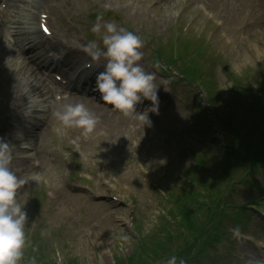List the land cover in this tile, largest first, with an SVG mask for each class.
<instances>
[{"label": "rangeland", "instance_id": "obj_1", "mask_svg": "<svg viewBox=\"0 0 264 264\" xmlns=\"http://www.w3.org/2000/svg\"><path fill=\"white\" fill-rule=\"evenodd\" d=\"M160 1L163 5L153 8L151 0L47 1L56 15L51 28L63 40L78 39L77 47H85L89 36L100 43L103 31L93 33L91 27L102 15L101 23L114 22L138 35L147 56L181 30L198 39L206 54L176 63V70L195 82L192 86L178 74L177 80L171 71L164 72L142 52L139 63L155 74V85L165 91V97L157 94L158 112L148 114L150 127L83 101L97 117L92 133L83 136L80 129L64 128L56 120L49 135L35 139L33 145L13 140L11 104L0 96V137L17 145L11 166L22 181L17 201L28 214L21 264H160L164 245L187 263L264 264L260 255L261 251L264 255V171L246 180L254 181L252 188L246 182L237 187L230 204L213 201L208 224L202 211H206L204 197L209 199L205 194L213 196L221 188L205 193L187 181V173L193 176L200 167L192 153L205 156L204 164L225 156L232 167H242L246 156L232 160L231 149L251 152V159L255 153L264 155V144H255L262 138L250 123L236 132L229 126L218 129L214 123L208 128L210 110L205 107L209 116L205 122L196 107L204 102L202 91L206 93L203 86H207L209 103L217 92V111L221 115L229 110L234 115L230 123L238 129L241 115L256 98L244 95L241 107L225 105L230 89L254 84L256 95L264 90V0ZM5 81L0 82L2 88ZM136 111L143 112L139 105ZM206 138L211 141L204 142ZM24 145L33 146L32 155L23 152ZM251 161L247 167L255 168L257 161ZM16 162L24 165L22 170L15 168ZM241 174L236 171L235 178ZM197 175L205 183L212 181L211 173ZM199 190L202 193L196 196ZM242 206H250L255 214ZM236 219L241 220L242 236L232 230ZM162 227L170 231L166 244ZM204 231L206 245L199 237Z\"/></svg>", "mask_w": 264, "mask_h": 264}, {"label": "clouds", "instance_id": "obj_2", "mask_svg": "<svg viewBox=\"0 0 264 264\" xmlns=\"http://www.w3.org/2000/svg\"><path fill=\"white\" fill-rule=\"evenodd\" d=\"M102 19L98 15L91 27L93 33L103 31L100 43L91 41L85 46L93 61H104L102 70L96 73L94 90L112 110L150 127L148 113L158 112V87L154 83L155 74L145 71L139 63L143 41L114 22L101 23ZM144 100L150 101L151 106L137 112L135 106ZM54 115L64 128L80 129L83 136L92 133L97 125L96 115L82 103L65 104ZM16 148L17 145L0 137V264H21L26 245L28 214L17 201L22 181L11 166ZM165 264H187V261L173 254Z\"/></svg>", "mask_w": 264, "mask_h": 264}, {"label": "bare ground", "instance_id": "obj_3", "mask_svg": "<svg viewBox=\"0 0 264 264\" xmlns=\"http://www.w3.org/2000/svg\"><path fill=\"white\" fill-rule=\"evenodd\" d=\"M1 1L6 3V17L0 24V82L2 79L6 81L3 88L0 86L2 89L0 96L2 95L3 101L7 98L11 103L9 119L12 123L20 119L28 121L30 114L39 110L42 113L40 118L45 119L46 122L43 128L38 129V136H45L57 120L55 112L61 110L65 104L82 103V94L89 97L88 83L95 80V76L89 75L83 71L84 69H81L76 75H82L83 80L80 83L70 80L66 86L50 80L49 78L52 77L50 74L45 75L47 77L45 78L42 72L52 73L57 65L51 67L53 60H45L47 57L43 56L44 51L40 46L61 53L59 59L64 57V65L71 69L70 66L73 63H79L82 59L78 55L77 39L63 40L56 34L52 38H44L41 34H35L38 31L34 23L46 0ZM151 1L153 2L151 8L163 5L160 0H156L158 2ZM9 39H13L15 42H11ZM71 55H74L73 58H67ZM59 59L56 60L60 62L61 59ZM58 69L61 68L58 67ZM64 76L66 77V75ZM67 91L72 94L67 97L60 94V92ZM94 92L91 95L94 102L105 104L99 94ZM58 94L60 95L59 99L56 98ZM34 129V127H30L22 130L16 134L17 139L20 141L23 138V132L33 133ZM14 165L19 169L22 168L18 162Z\"/></svg>", "mask_w": 264, "mask_h": 264}]
</instances>
